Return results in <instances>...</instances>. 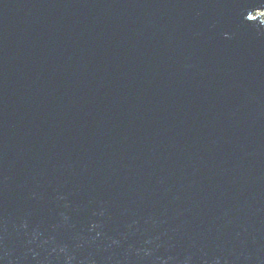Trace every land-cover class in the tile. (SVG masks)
I'll use <instances>...</instances> for the list:
<instances>
[{"label": "water", "instance_id": "obj_1", "mask_svg": "<svg viewBox=\"0 0 264 264\" xmlns=\"http://www.w3.org/2000/svg\"><path fill=\"white\" fill-rule=\"evenodd\" d=\"M264 0H0V264H264Z\"/></svg>", "mask_w": 264, "mask_h": 264}, {"label": "rangeland", "instance_id": "obj_2", "mask_svg": "<svg viewBox=\"0 0 264 264\" xmlns=\"http://www.w3.org/2000/svg\"><path fill=\"white\" fill-rule=\"evenodd\" d=\"M261 16L262 20L264 21V11H260L259 13H257Z\"/></svg>", "mask_w": 264, "mask_h": 264}]
</instances>
